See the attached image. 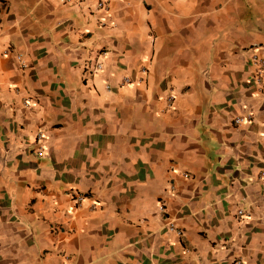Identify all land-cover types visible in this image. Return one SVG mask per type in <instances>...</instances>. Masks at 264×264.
Segmentation results:
<instances>
[{
  "label": "crops",
  "instance_id": "crops-1",
  "mask_svg": "<svg viewBox=\"0 0 264 264\" xmlns=\"http://www.w3.org/2000/svg\"><path fill=\"white\" fill-rule=\"evenodd\" d=\"M254 55L264 0H0V264H264Z\"/></svg>",
  "mask_w": 264,
  "mask_h": 264
},
{
  "label": "built area",
  "instance_id": "built-area-1",
  "mask_svg": "<svg viewBox=\"0 0 264 264\" xmlns=\"http://www.w3.org/2000/svg\"><path fill=\"white\" fill-rule=\"evenodd\" d=\"M59 1L60 2L67 3V2H71L72 0H59ZM98 6L101 7V8L102 7H105V3L102 2V1H99L98 2ZM16 58H17V60L20 61L22 67H25L26 66L25 62L22 60V55L21 54H17L16 55ZM252 59H253L254 64L257 65V69H258L257 70L256 80H257L258 83L261 84L262 83V80H263V76H264V58L261 57V56H258V55H254ZM98 67H100V65H98ZM125 80H127V78H125ZM106 88L109 89L110 86L107 85ZM171 100H172V96L169 97V101H171ZM251 118H252V116L249 113H246V114H243V115H239V116L234 117L233 122H234V124L236 126H240L245 121L251 120ZM38 137L41 138V135L38 134ZM37 153L40 156L43 154V151H42V148L41 147H39ZM183 175L184 176H187L188 174L187 173H184ZM77 198H78V200H81L82 197L81 196H78ZM160 210L163 212L165 210L164 206H161ZM241 213H242V211L239 210L238 214H241ZM168 230L171 231V232H174L178 236H182L181 229H179L176 226V224L174 222H172V221H170L168 223ZM236 264H241V263H240V261H236Z\"/></svg>",
  "mask_w": 264,
  "mask_h": 264
}]
</instances>
